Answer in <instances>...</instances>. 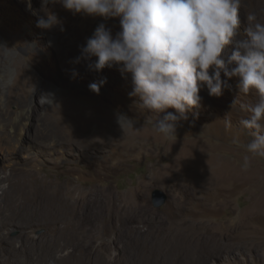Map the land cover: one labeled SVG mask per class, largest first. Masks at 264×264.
<instances>
[{
    "label": "rangeland",
    "instance_id": "rangeland-1",
    "mask_svg": "<svg viewBox=\"0 0 264 264\" xmlns=\"http://www.w3.org/2000/svg\"><path fill=\"white\" fill-rule=\"evenodd\" d=\"M49 11L57 15L61 25L50 30L37 27L38 17ZM250 13H255L257 19L264 22V0H241L238 29L241 38L246 35V17ZM100 23L111 29L113 36L120 30L118 17L105 20L73 14L52 0H0V95L2 93L4 97L0 105V195L5 194L6 213H37L35 216L43 224L63 228L65 240L96 264H264V209L260 216L248 214L256 201L264 197V157L246 151L245 145L251 135L247 130H241L239 124L249 115L242 106L258 100L255 90L248 94L239 92V77L228 78L222 72L221 79L226 81L222 95L210 96L206 85L201 86V106L189 110L187 119L178 122L176 135L165 137L155 133L151 124L146 122V116L151 113L140 107L138 96L130 95L133 91L130 74H122L117 67L90 71L86 62L76 63L81 47ZM230 49L231 45L226 50ZM21 69L30 73L26 79H19ZM73 70L78 75L73 76ZM24 79L27 87L22 85ZM102 79H106V83L100 87L99 94L92 92L89 85ZM61 100L72 102L79 108L97 109L102 113L101 117H113L108 143L95 145L93 137L99 133L100 120L93 121L86 130L83 129L84 122L78 121L63 125L61 129L54 115ZM28 107L39 114L37 120L30 122L34 127L30 138L51 127L52 139L41 142L44 146L36 151L31 149L35 147L33 142L21 140L22 150L12 153L16 139L14 125L29 112ZM167 111L175 112L171 108ZM118 112L135 118L138 129L124 133L116 122ZM50 144L53 147H49ZM184 152L246 174L240 179L242 182L232 178L199 189L195 167L187 166V163L183 166L185 169L181 168L183 171L173 167ZM245 156L250 161L246 168ZM171 168L174 170L170 172L169 182L162 183L157 174L161 169L171 171ZM71 178L88 188L112 190L119 199L136 196L146 206L132 213L127 211V206L120 207V218L115 224L117 233L110 234V230L102 229L91 209L81 210L76 206L67 213L60 211V196L54 197L52 189L47 187L48 191L42 186L46 181L62 183ZM35 179L42 185L32 190L29 185ZM155 189L168 195L167 203L161 208H155L152 202ZM209 209L214 211L209 215L211 217L207 216ZM190 213L196 219H202L200 225L204 222L212 226L204 234L210 236L209 241L213 244L219 241L225 229L220 231V228L229 225L233 228L232 233L224 238L223 244H214V249H203L204 252H200L203 254H197L186 246L178 247L180 242L172 240L169 230L160 233L159 228L155 229L164 226L163 220L168 228H173L174 222L187 218ZM240 222L244 223V229L239 231L235 226ZM18 230L17 226L11 227L8 235V238L17 239V243L21 241ZM5 231L6 228L0 231V239ZM43 232L42 225H38L35 234ZM237 233L245 235L243 241L237 238ZM145 243L149 244L146 246ZM192 257L195 258L190 260Z\"/></svg>",
    "mask_w": 264,
    "mask_h": 264
},
{
    "label": "clouds",
    "instance_id": "clouds-1",
    "mask_svg": "<svg viewBox=\"0 0 264 264\" xmlns=\"http://www.w3.org/2000/svg\"><path fill=\"white\" fill-rule=\"evenodd\" d=\"M52 2L73 14L119 18L120 30L115 36L104 23L97 25L81 47L76 63L86 62L90 71L117 67L122 74H130V95L138 96L140 107L151 113L146 122L155 133L176 135L178 122L187 119L189 110L201 106V86L206 85L209 95L218 97L226 86L222 72L228 78L239 77V92L255 90L258 95L257 102L242 106L249 115L240 120V128L251 135L245 148L254 156L264 157V22L255 13L248 14L246 35L241 38V0ZM61 23L51 11L37 19V27L44 30ZM72 75L78 72L73 70ZM104 83L106 79L93 82L89 89L99 94ZM169 108L175 112L167 111ZM116 122L124 133L138 129L137 120L124 113H116ZM249 163L245 156V168Z\"/></svg>",
    "mask_w": 264,
    "mask_h": 264
},
{
    "label": "bare ground",
    "instance_id": "bare-ground-1",
    "mask_svg": "<svg viewBox=\"0 0 264 264\" xmlns=\"http://www.w3.org/2000/svg\"><path fill=\"white\" fill-rule=\"evenodd\" d=\"M20 73H19L20 74L19 79H21L20 77L25 78L28 75H30V73L26 69L25 70L21 69ZM21 75H23V76H21ZM25 79L22 80V85L24 87H27L25 84ZM3 98L4 97L2 96V93H1L0 105L2 104ZM28 108H29L28 109L29 112L27 111L28 113L22 118V120H20L16 125H14L13 132L15 134L16 139H15L14 145L12 146V149H13L12 153L14 151H17L16 153H18L22 150L21 145H19V142L21 140L28 139L29 141L33 142L35 147H32L31 149L36 151V150H39L40 147L44 146V144H42L41 142H43V141L46 142L47 140L52 139V137H51L52 132L50 129L51 127L45 128L44 130L39 131L40 134H38V135L36 133L35 138H32V137L30 138V135H29L30 131L34 128L30 124V122L32 120H37L39 114L36 112V110L34 108H31V107H28ZM101 114L102 113L97 109L79 108L77 105L73 104L72 102L66 101V100H61L59 107L57 108L56 111H54V115L56 117L57 122L60 124L59 127L61 129L64 128L63 125L70 124L72 121H78L79 123L84 122L83 123V129L86 130V128L89 127L93 121H99L100 120L101 121L100 122L101 128L99 130V133L95 137H93V139H95V142H96L95 145H97V146L108 143V131H109V127L111 126V122L113 121V117L108 116V115H104V114H103L104 116L101 117L102 116ZM117 132L122 133L121 129H117ZM54 142H56V141H54ZM48 146L53 147L52 144H50ZM189 154L191 155V153H189V152H184L183 154H181L177 158V160L175 161V164L173 165V167H174V169H181V168L185 169V167H183V166H184V164L186 166V163H187V166L192 165L193 167H195L198 171V175H197L198 179L196 181V184L198 185L197 187L199 189L201 186L202 187L206 186L207 188L209 186L213 187V186L218 185V182L227 181V180H230L232 178L238 179L239 181H241L240 179H243L242 177H244V175L246 174V173H244V172H242L236 168L226 166V165L225 166L215 165L212 162L211 163L206 162L204 159H202V157H198L199 159H197L195 156H190ZM174 169L171 168V171L169 169H161V172L158 173L156 177L157 178L160 177L162 179V183H168L169 178H171L170 172H172ZM186 169L188 170V168H186ZM153 182H155V181H153ZM44 184L46 187L44 185H42L39 181H37V179H35V180L31 181V186L29 185V187L32 190H34V189L36 190L42 185L43 188L48 190V191H49L48 188L52 189L54 191V194H53L54 197L60 196L61 205L59 206V209L62 212H65V213L70 212L69 210L73 209L76 206H78V207L80 206L81 210L91 209L93 214H95V219L97 218V220L100 222V223L99 222L98 223L103 226V227L101 226L102 229L106 230V231L110 230L112 232L110 234H113L114 232L117 233L116 228H115V224L117 223V220H119V218H120V207L127 206V211L132 213V212L137 211L136 210L137 208L140 209V208L146 206V204L142 205V203L139 202V199L136 196H134L132 198H124V199L120 198L119 199L116 197V194L114 192H112V190L104 191V189L102 187L88 188L84 185L78 184L72 178L68 179L66 181H63L62 183H57L56 181H46V182H44ZM241 185H243V184H241ZM134 193H136V191ZM199 193H200V191H199ZM4 196H5L4 193H3V195H0V202L2 201L0 203V231L4 230L6 228V231H5L6 233L5 232L1 233L2 238L0 239V242H1L0 243V264H96V263H94L95 261L93 262L92 259H91V261H89L90 258L87 259L88 257L87 258L83 257L80 253H78V251L75 250L76 248L73 245H71L69 243V241L67 242L65 240V238L63 236V232H64L63 228L55 227V226H53V224H43V222H41V219L39 217L35 216V215H37V213L35 215L28 214V213L24 214V215H14V214H9V213L7 214ZM31 198H33V197H31ZM256 202L257 203L255 205H253L248 210V214L252 213L253 216H258V215L260 216V214H262L261 213L262 210L264 209V197H262V199L257 200ZM28 203H29V201H28ZM29 206H30V204H29ZM20 212H21V210H20ZM25 212H27V211H25ZM206 212H207V216L212 215L214 213L213 209L212 210L209 209ZM19 213H17V214H19ZM246 215H247V212H246ZM38 216H39V214H38ZM189 216H190V218H189ZM189 216L185 219L183 218V219L177 221L176 223L174 222L173 225H175V226L173 228H171V227L168 228L169 225L166 223V220H163L164 226L155 227V229L159 228L160 233L167 232L166 230H169L171 233L170 234L171 237H173L172 240L176 239L180 242V243H177L178 247L181 246V248H183V246H186V248H188L189 250H192L195 253L197 252V254H199L201 251H203V249H207V248L208 249L209 248L214 249V244H217V245H221V243L223 244L224 238L227 236H230V234L232 233L233 228L230 227L229 225H226L225 227L220 228V231H222V229H224V228L225 229H224V231H222V234H220V236H219L220 239L218 238L219 241L218 242L213 241L214 242V244H213L210 242L211 241L210 236L204 234V233H208L210 231V229H212V226L208 225V223H204V222H202V225H200L199 222L202 219H196V217L192 214ZM209 217H211V216H209ZM206 219H207V217H206ZM110 222H111V225L113 227L110 226ZM38 225H40V226L42 225V227L44 228V232L40 235L35 234V229H36V227H38ZM166 225H168V226H166ZM173 225H171V226H173ZM14 226H17L19 228L18 231H20L19 238H21V241L19 239L18 240V241H20L19 243H17V241H16L17 239L8 238V235L11 232V227H14ZM243 226H244V223L240 222L235 227L240 231V230L244 229ZM102 229H99V230H102ZM225 230H226V232H225ZM245 230H246V228H245ZM139 231H141V229ZM143 232L145 233V231H143ZM149 232H151V230ZM95 233H97V232H95ZM102 233H101V235H102ZM105 233L107 234V232H105ZM241 233H242V231H241ZM241 233L239 235L237 233L236 235H238L237 238H239L240 240L243 241V239L245 238V235H243ZM98 234H100V233L98 232ZM96 236H95V239H96ZM167 237H168V235H167ZM93 238H91V239H93ZM152 239H154V237ZM172 240H171V242H172ZM95 241H97V240H95ZM138 241H139V239H138ZM201 241L203 243H201ZM142 243L144 244V242H142ZM147 244H149V243H147ZM147 244H146V246H147ZM139 245H141V244H139ZM87 246H89V244ZM125 246H127V244ZM173 246H175V245H173ZM224 246L225 245H223V247ZM96 247H98V246H96ZM136 247H138V246H136ZM224 248H223V250H224ZM85 250H86V248H85ZM182 250H184V249H182ZM79 251H82V249ZM220 251H222V250H220ZM186 252H188V251H186ZM122 254H124V253H122ZM200 254H203V253H200ZM210 254H211V252H210ZM186 255H187V253H186ZM216 255L217 254L215 253L214 256H216ZM97 256H95V257H97ZM214 256H212V257H214ZM179 257H180V255H179ZM195 257H198V256L196 255ZM195 257H192L189 259L193 260ZM205 257H207V256H205ZM153 258H152V261H153ZM198 258H201V256H199ZM122 259H124V257ZM189 259H187V260H189ZM168 261H167V263H168ZM192 262H194V261H192ZM98 263H99V261H98ZM109 263H111V262H109ZM208 263H210V262H208Z\"/></svg>",
    "mask_w": 264,
    "mask_h": 264
},
{
    "label": "water",
    "instance_id": "water-1",
    "mask_svg": "<svg viewBox=\"0 0 264 264\" xmlns=\"http://www.w3.org/2000/svg\"><path fill=\"white\" fill-rule=\"evenodd\" d=\"M168 201V195L161 189L152 192V202L155 208L163 207Z\"/></svg>",
    "mask_w": 264,
    "mask_h": 264
}]
</instances>
